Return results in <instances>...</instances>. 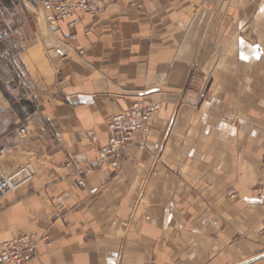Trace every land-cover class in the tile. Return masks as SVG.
I'll return each mask as SVG.
<instances>
[{"label":"crops","instance_id":"crops-1","mask_svg":"<svg viewBox=\"0 0 264 264\" xmlns=\"http://www.w3.org/2000/svg\"><path fill=\"white\" fill-rule=\"evenodd\" d=\"M41 15L0 0V171L17 175L0 243L48 233L28 264H263L264 0H111L74 28ZM136 101L160 106L148 131L95 166Z\"/></svg>","mask_w":264,"mask_h":264},{"label":"built area","instance_id":"built-area-1","mask_svg":"<svg viewBox=\"0 0 264 264\" xmlns=\"http://www.w3.org/2000/svg\"><path fill=\"white\" fill-rule=\"evenodd\" d=\"M44 13L46 23L53 24L60 20H69L70 27L74 28L79 18L84 14L95 13L96 8L106 7L111 0H35ZM122 3L140 9L143 0H120ZM76 35L72 33L71 37ZM83 52L80 51V54ZM208 92L201 93L204 100ZM160 106L154 105L144 107L136 101L127 108L119 111L108 123L109 138L108 142L99 150L98 159L95 163L97 167H103L108 163L113 169H117L120 161L130 147L136 135H144L148 131L150 121L156 116ZM27 128L22 124L20 133L25 134ZM264 169V157L262 159ZM94 166L82 170L83 177L78 181L80 187L85 186L84 177L92 173ZM17 175H5L0 171V198L11 191L16 185ZM264 193V185L262 187ZM231 198H235L236 192L231 189L228 191ZM39 244H44L49 248L52 244L48 233L38 235L35 233H23L10 240L0 243V264H28L37 257ZM264 264V262H263Z\"/></svg>","mask_w":264,"mask_h":264},{"label":"rangeland","instance_id":"rangeland-1","mask_svg":"<svg viewBox=\"0 0 264 264\" xmlns=\"http://www.w3.org/2000/svg\"><path fill=\"white\" fill-rule=\"evenodd\" d=\"M31 2L36 8H40V5L35 0H31ZM39 18H40L42 24L46 25L45 22H44L43 16L41 15V16H39ZM0 59H2V54L1 53H0ZM6 64H8L7 61L5 62V65ZM4 89H7V91H8V88H7L6 84L3 82L2 78L0 77V113L1 114L7 112L6 111L7 110V108H6L7 106H6V102H5L6 100L5 99H8V95L4 91Z\"/></svg>","mask_w":264,"mask_h":264}]
</instances>
